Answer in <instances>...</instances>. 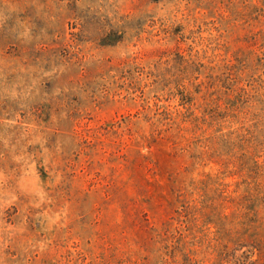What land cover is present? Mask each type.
<instances>
[{
    "label": "rangeland",
    "instance_id": "1",
    "mask_svg": "<svg viewBox=\"0 0 264 264\" xmlns=\"http://www.w3.org/2000/svg\"><path fill=\"white\" fill-rule=\"evenodd\" d=\"M0 264H264V0H0Z\"/></svg>",
    "mask_w": 264,
    "mask_h": 264
},
{
    "label": "trees",
    "instance_id": "2",
    "mask_svg": "<svg viewBox=\"0 0 264 264\" xmlns=\"http://www.w3.org/2000/svg\"><path fill=\"white\" fill-rule=\"evenodd\" d=\"M197 120V119H196Z\"/></svg>",
    "mask_w": 264,
    "mask_h": 264
}]
</instances>
